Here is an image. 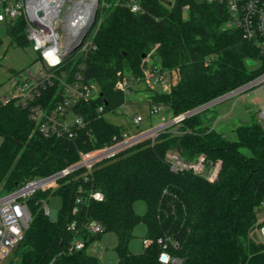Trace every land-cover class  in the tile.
<instances>
[{
	"label": "trees",
	"instance_id": "trees-1",
	"mask_svg": "<svg viewBox=\"0 0 264 264\" xmlns=\"http://www.w3.org/2000/svg\"><path fill=\"white\" fill-rule=\"evenodd\" d=\"M105 1L109 7L98 14L103 19L94 39L96 50L85 58L64 62L70 69L69 79L84 64L86 82L97 84L102 93L74 106L85 121L74 138L42 134L28 108L0 97V186L5 193L72 165L81 153L102 148L114 136H121L126 128L105 118L128 102L116 83L126 72L141 76L143 60L149 55L163 69H179L178 80L169 91L150 92L149 97L152 105L164 106L173 116L264 73L259 47L244 40L238 30L225 27L229 15L222 4L137 0L141 9L134 12L130 0ZM185 6H189L187 11ZM4 23L11 44H31L22 16ZM248 60H255V67ZM59 91L57 82L43 91L38 102L46 104L53 96L58 102ZM175 126L154 141L145 140L98 163L88 180L80 169L61 179L57 187L38 191L29 199L30 226L5 264H102L87 247L109 232L118 238L117 264H164L159 260L161 238L170 254L181 260L171 264H264V240L253 238L264 226L260 221L264 213V126L241 124L235 128V140L208 127L201 112L181 122L176 133ZM176 150L186 162L204 156L208 170L220 163L215 180L192 168L173 171L167 154ZM95 191L103 193L102 201L90 196ZM54 194L63 202L56 220L42 203ZM78 197L82 199L79 203ZM138 201L146 203L143 214L136 212ZM91 221L100 223L103 232L89 233L86 224ZM73 222L75 228H71ZM140 223L146 225V238L152 242L133 253L130 242ZM78 239L85 247L70 251Z\"/></svg>",
	"mask_w": 264,
	"mask_h": 264
},
{
	"label": "built area",
	"instance_id": "built-area-1",
	"mask_svg": "<svg viewBox=\"0 0 264 264\" xmlns=\"http://www.w3.org/2000/svg\"><path fill=\"white\" fill-rule=\"evenodd\" d=\"M161 1L172 3L174 0ZM206 1L224 5L229 15L225 27L241 32L243 39L257 45L264 57V0ZM128 5L134 12L141 9L137 0H130ZM96 7L98 8L96 24L82 45L67 58L73 60L85 58L96 50L94 36L103 19V17L99 18L98 14L104 7H109L105 0H0V22L22 16L27 24V38L40 53L41 59V65L36 70L29 69L26 73L19 72L13 76V92L3 97L2 100L14 99L17 105L28 108L36 127L46 136L74 138L77 131L85 126L84 118L75 113L74 106L80 100L95 99L93 93L96 90L99 92L97 84L86 82L83 72L84 64H81L80 70L75 72V78L69 79L70 69L64 67V62L67 59L63 58L73 38L79 35L82 32V27H86L92 20ZM188 8L189 6H185L184 10L187 11ZM142 70L141 76H135L130 72L124 73L123 77L117 81L116 88L127 95L131 94L134 88H140V86L149 92H167L176 84L179 77V69H163L161 65L153 61L151 55L143 60ZM57 82L61 99L55 102V96H53L46 104L38 102V99L43 96V91L55 86ZM262 83H264V73L240 86L238 93H243ZM206 108L208 107L196 111L193 109L186 111L171 117L163 124L150 125L146 129H140L139 126L144 122L143 116L135 115L133 124L138 128L135 133H131L126 128L121 136H114L112 143L81 153V158L76 163L52 174L27 180L18 188L0 196V264H5L14 249L23 240L24 233L32 221L29 199L38 191L57 187L61 179L80 169L85 170L83 176L85 180H88V176L98 163L114 158L145 140L154 141L167 128L179 125L186 118L196 115ZM163 109L165 107L162 105H153L152 113H159ZM98 110L103 112L104 106H100ZM262 116L264 117V107ZM167 157L171 163V169L175 172L192 168L199 173L205 169L204 156L199 158L201 162L198 165L194 162L184 161L179 153L172 154L170 152ZM216 177L217 173H214L209 179L213 181ZM90 196L100 201L104 198L100 191H95ZM81 201V197H78L77 203ZM42 203L45 212L49 214L48 200L44 199ZM76 210L77 208H75ZM75 225L76 223L73 222L71 228H75ZM86 228L91 234H99L104 230L102 225L96 221L87 223ZM263 228L264 226L259 230L261 234ZM158 241L163 246L159 256L162 263H181L179 258L170 254L168 244L162 238ZM151 242V239L145 238L143 245L149 246ZM84 247L85 242L78 239L70 251L82 250Z\"/></svg>",
	"mask_w": 264,
	"mask_h": 264
},
{
	"label": "rangeland",
	"instance_id": "rangeland-1",
	"mask_svg": "<svg viewBox=\"0 0 264 264\" xmlns=\"http://www.w3.org/2000/svg\"><path fill=\"white\" fill-rule=\"evenodd\" d=\"M188 14L185 13V17ZM0 36L3 38V44L0 47V97H5L13 92L12 78L17 73H26L27 70H36L41 65L40 53L32 44L27 46H18L11 44L10 38L6 35V25L0 22ZM96 37V34L95 36ZM250 67H255V60H248ZM99 92L96 90L93 97L96 98ZM128 102L120 107L116 113H108L105 118L111 123L122 125L128 128L131 133H135L138 128L133 124L135 115H141L144 118L139 126L140 129H146L150 125H160L173 117L172 112L163 109L159 113H152V104L149 100L150 92L144 87L134 88L131 94L127 95ZM264 107V83L248 89L243 93L231 95L201 112L206 125L218 132L224 133L231 140L236 139L235 128L241 124H251L259 122L264 126V117L262 111ZM179 125L173 128L176 133ZM3 137L0 136V144ZM246 154H249L247 148L242 149ZM170 153V152H169ZM171 153H179V151H171ZM202 156V155H201ZM200 156V157H201ZM199 157V158H200ZM195 161L198 165L201 160ZM220 163L216 164L213 169H202L199 173L206 174L212 177L214 173H219ZM5 194L4 188L0 186V196ZM49 217L52 220L58 218L59 210L63 204L62 197L54 194L48 198ZM136 212L143 214L146 211V203L138 201L135 204ZM260 221H264V213L260 215ZM261 239L263 235L259 230H256ZM147 227L144 223H140L134 230V237L130 242V250L133 253H140L143 248V240L146 238ZM118 238L115 233H105L101 239L95 240L87 247V252L100 259L103 264H117L119 258L116 251Z\"/></svg>",
	"mask_w": 264,
	"mask_h": 264
},
{
	"label": "water",
	"instance_id": "water-1",
	"mask_svg": "<svg viewBox=\"0 0 264 264\" xmlns=\"http://www.w3.org/2000/svg\"><path fill=\"white\" fill-rule=\"evenodd\" d=\"M97 11H98V8L96 7V9H95V13H94V15H93L92 20L87 24L86 27H82V28H83V29H82V32H81L79 35H76V36L73 38V40H72V42H71V44H70L68 50L66 51V53H65L64 56H63L64 59H67L71 54H73V53H74V52H75V51H76V50L82 45V43L84 42V40H85V38L87 37V35L90 33V31L93 29V27H94L95 24H96V15H97ZM239 89H240V88H238V89H236V90H233V91H231V92H229V93H227V94H225V95H223V96H220V97H218V98H216V99H214V100H212V101H210V102H208V103H206V104H203V105H201V106H199V107H196V108L193 109V111H196V110H198V109H202V108H205V107H209V106H211V105L217 103L218 101H221V100H223V99H225V98H227V97H229V96H231V95H234V94L238 93ZM100 95H102V93H100ZM262 235H263L262 237H263V240H264V228H263V230H262ZM253 238H254L256 241H260V240H262V239H261V236L259 235V233H258L257 231H255V232L253 233ZM20 245H21V243L17 246V248H18Z\"/></svg>",
	"mask_w": 264,
	"mask_h": 264
},
{
	"label": "crops",
	"instance_id": "crops-1",
	"mask_svg": "<svg viewBox=\"0 0 264 264\" xmlns=\"http://www.w3.org/2000/svg\"><path fill=\"white\" fill-rule=\"evenodd\" d=\"M102 263V262H101ZM103 264V263H102Z\"/></svg>",
	"mask_w": 264,
	"mask_h": 264
}]
</instances>
